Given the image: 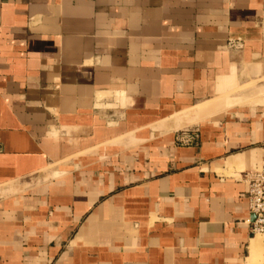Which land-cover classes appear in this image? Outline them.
<instances>
[{"label":"crops","instance_id":"obj_1","mask_svg":"<svg viewBox=\"0 0 264 264\" xmlns=\"http://www.w3.org/2000/svg\"><path fill=\"white\" fill-rule=\"evenodd\" d=\"M260 79L264 0H0V264H264Z\"/></svg>","mask_w":264,"mask_h":264},{"label":"built area","instance_id":"obj_2","mask_svg":"<svg viewBox=\"0 0 264 264\" xmlns=\"http://www.w3.org/2000/svg\"><path fill=\"white\" fill-rule=\"evenodd\" d=\"M196 140V135L181 134L179 142L190 146ZM242 181L246 187L248 212L253 217L249 222V231L252 236L264 235V166L243 173Z\"/></svg>","mask_w":264,"mask_h":264},{"label":"rangeland","instance_id":"obj_3","mask_svg":"<svg viewBox=\"0 0 264 264\" xmlns=\"http://www.w3.org/2000/svg\"><path fill=\"white\" fill-rule=\"evenodd\" d=\"M230 44H232V47L235 49H241L242 46L237 41L236 43ZM256 90L258 91V95H256L254 98H250L249 100L246 97H240L237 94L241 91H248L249 93H252ZM232 93V96L227 97V100L225 101L226 105L241 104L242 102L262 105L264 104V79H260L257 83H252L251 81H244L242 84H238L236 89L234 88V90H232Z\"/></svg>","mask_w":264,"mask_h":264}]
</instances>
